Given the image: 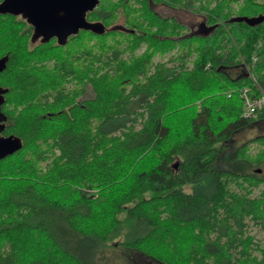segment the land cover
Wrapping results in <instances>:
<instances>
[{"label":"trees","instance_id":"16d2710c","mask_svg":"<svg viewBox=\"0 0 264 264\" xmlns=\"http://www.w3.org/2000/svg\"><path fill=\"white\" fill-rule=\"evenodd\" d=\"M153 1L198 2L209 28L191 32L150 0H99L86 18L107 29L60 45L0 13L1 133L22 140L0 159V264H96L106 247L158 264H264V238L248 231L264 233V132L230 146L264 121V107L242 115L240 96L264 90V0Z\"/></svg>","mask_w":264,"mask_h":264},{"label":"water","instance_id":"95a60500","mask_svg":"<svg viewBox=\"0 0 264 264\" xmlns=\"http://www.w3.org/2000/svg\"><path fill=\"white\" fill-rule=\"evenodd\" d=\"M99 0H0V13L19 15L32 26L31 42H46L55 38L63 45L67 37L80 29L101 34L107 28L100 21H90L86 12L92 10ZM263 18V16H262ZM8 55L0 56V72L5 68ZM7 88L0 85V159L12 154L22 146L19 136L3 135L7 116L1 110ZM258 170V169H256Z\"/></svg>","mask_w":264,"mask_h":264},{"label":"rangeland","instance_id":"374dc122","mask_svg":"<svg viewBox=\"0 0 264 264\" xmlns=\"http://www.w3.org/2000/svg\"><path fill=\"white\" fill-rule=\"evenodd\" d=\"M150 6L159 15L173 17L180 23L186 24L190 28L191 32L199 33L197 31V26L199 24L201 17L195 15L192 11L193 9L188 10L186 8H183L180 4L178 5L170 4L168 2H163V1L158 3L153 0H150ZM195 6H197V4H195ZM122 21L123 18L122 16H120L114 22V26L118 27L122 25ZM141 49L142 47L139 48V51ZM169 53L163 56L156 55L154 57V60L164 61L165 59H167ZM239 71H240V67L230 68L231 74H236ZM263 132H264V121L254 122L245 129L237 132L233 136L230 146L235 147L239 145L242 141ZM224 160L225 159L221 157L220 161L223 164H226L227 162L224 163ZM255 167L256 166H253L251 169ZM257 169L258 170L256 172L259 174V176L264 177V166ZM258 190L259 189H256L254 192L257 193ZM248 231L257 240H261L264 238V233L256 225L250 223L248 226ZM96 264H158V263L136 250L126 249L121 247H119L118 249L106 247L99 252L98 257L96 258Z\"/></svg>","mask_w":264,"mask_h":264},{"label":"built area","instance_id":"2783aa9c","mask_svg":"<svg viewBox=\"0 0 264 264\" xmlns=\"http://www.w3.org/2000/svg\"><path fill=\"white\" fill-rule=\"evenodd\" d=\"M231 91L227 92L230 95ZM240 96L243 100L242 115L246 117L254 116L256 111L264 107V90L257 95H251L247 87L240 90Z\"/></svg>","mask_w":264,"mask_h":264},{"label":"flooded vegetation","instance_id":"af4514ba","mask_svg":"<svg viewBox=\"0 0 264 264\" xmlns=\"http://www.w3.org/2000/svg\"><path fill=\"white\" fill-rule=\"evenodd\" d=\"M196 4H198V2ZM192 11H193V13L195 15H198V16L201 17V19L199 21V24L197 26V31L199 32L198 34H201V33H203L205 30H207L209 28V25L206 22V15L202 12V9L200 7H198V6H195V8Z\"/></svg>","mask_w":264,"mask_h":264}]
</instances>
